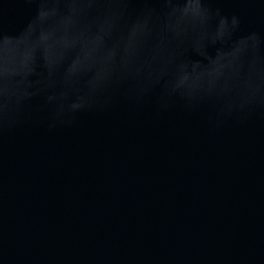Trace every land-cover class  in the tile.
<instances>
[{
    "label": "water",
    "instance_id": "water-1",
    "mask_svg": "<svg viewBox=\"0 0 264 264\" xmlns=\"http://www.w3.org/2000/svg\"><path fill=\"white\" fill-rule=\"evenodd\" d=\"M0 264H264V0H0Z\"/></svg>",
    "mask_w": 264,
    "mask_h": 264
}]
</instances>
